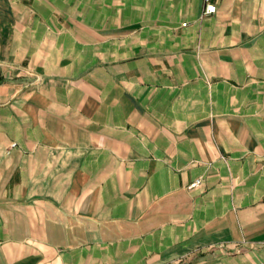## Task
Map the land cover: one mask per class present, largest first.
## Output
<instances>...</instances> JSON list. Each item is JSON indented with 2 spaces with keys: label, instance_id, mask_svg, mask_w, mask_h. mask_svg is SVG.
<instances>
[{
  "label": "crops",
  "instance_id": "crops-1",
  "mask_svg": "<svg viewBox=\"0 0 264 264\" xmlns=\"http://www.w3.org/2000/svg\"><path fill=\"white\" fill-rule=\"evenodd\" d=\"M210 1L0 0V264H264V0Z\"/></svg>",
  "mask_w": 264,
  "mask_h": 264
},
{
  "label": "built area",
  "instance_id": "built-area-1",
  "mask_svg": "<svg viewBox=\"0 0 264 264\" xmlns=\"http://www.w3.org/2000/svg\"><path fill=\"white\" fill-rule=\"evenodd\" d=\"M205 6H204V14H210L215 11L216 6L213 2L210 0H204ZM199 182V179L195 180L192 184H190V187L197 185Z\"/></svg>",
  "mask_w": 264,
  "mask_h": 264
}]
</instances>
